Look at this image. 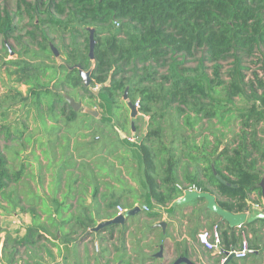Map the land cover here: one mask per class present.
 <instances>
[{
    "label": "trees",
    "instance_id": "16d2710c",
    "mask_svg": "<svg viewBox=\"0 0 264 264\" xmlns=\"http://www.w3.org/2000/svg\"><path fill=\"white\" fill-rule=\"evenodd\" d=\"M22 5L24 13L30 12L31 23L33 11L39 10L46 16L44 19L40 17L39 23L42 24L66 28L68 21L82 24L74 30L78 36H85L84 44L79 43L80 48H74L67 60L71 65L79 63L84 70H89L91 85H100L97 94L85 88L95 99H90L87 105H98L102 110L99 122L110 123L120 108L119 93H123L126 87L128 98L133 103L138 99L137 111L148 115L149 129L139 143H130L126 137L112 143L107 135H103L104 141L100 144L117 147L121 142L131 146L125 149L124 156H114L125 165L128 177L134 180L137 177L128 170L126 163V153H129L137 172H141L146 206H166L171 212V203L183 194L178 185L184 188L190 184L215 195L217 204L233 213L249 208L251 193L259 195L254 203L261 205L259 183L262 173L258 163L264 160V80L256 72H253V79H248L244 73L247 67L243 63L245 59L254 64L262 60L264 0H36L33 5L27 0H19L18 8ZM41 6L44 11L39 9ZM11 21L9 13L0 6V33L7 34L11 30ZM113 21H120L119 27L113 29ZM90 25L108 27L103 35H99L100 31L95 28L92 58L86 27ZM41 47L47 51V44ZM228 61L230 66L226 78H223V63ZM26 68L22 66L17 71L24 73ZM53 77L61 79V84L71 89L84 86L77 67L66 70L61 76L54 72ZM218 89L223 94L218 93ZM31 92L39 99L40 91L33 88ZM52 95L55 103L63 101L68 106L66 122L74 121L77 112L63 95ZM241 96L252 101L247 107L234 110L231 107L234 98ZM65 111L61 109L62 113ZM226 116L239 119V130L227 142L223 143L222 136L212 131L203 133L208 129L204 125L206 122L215 119L224 125ZM163 124L174 131L168 144L161 141L167 134ZM194 125L198 126L197 130ZM92 142L86 144L93 147L96 144ZM108 154L112 152L108 151ZM102 161L108 162L110 169L116 166L106 158ZM190 163L195 168L185 173ZM98 167L106 170L104 165ZM86 168H89L88 164ZM179 168H182L183 182L178 180ZM112 170L103 177L95 173L87 176L93 187V196L97 194L101 178H113L120 183L127 180L120 174L114 175ZM21 173L22 169L15 172L9 168L0 148V192L19 181ZM124 191L122 189L120 193ZM116 205L117 200H113L107 208L115 210ZM99 214L101 211L88 209L83 219H77L79 223L71 224L65 241H69V235H76V230L85 233L92 228L97 224L96 215ZM114 215L106 214L104 218ZM256 222L258 228L264 227V218L244 222L242 226L247 227V232L254 233L253 224ZM217 225L221 230L220 249L236 247L241 241L242 227L229 226L221 218ZM33 226L39 225L34 221L23 237L7 235L6 240L13 239L16 245H34L39 237H36L37 228ZM260 250H264L260 237L248 239L249 254ZM11 252L15 253L16 247ZM179 256H188V249L179 250L175 258ZM145 259L151 261L154 257L145 256L142 261Z\"/></svg>",
    "mask_w": 264,
    "mask_h": 264
},
{
    "label": "rangeland",
    "instance_id": "374dc122",
    "mask_svg": "<svg viewBox=\"0 0 264 264\" xmlns=\"http://www.w3.org/2000/svg\"><path fill=\"white\" fill-rule=\"evenodd\" d=\"M27 1L32 5L36 2V0ZM18 3L19 0H0V6L4 8L12 18L10 22L11 30H9L7 34L0 33V148L7 158L9 168L12 171L16 172L22 169L20 180L10 184L0 192V202L6 199L10 204H16L22 201V199H19L20 197L18 194V187L20 186L22 178L23 185L29 188L30 180H33L32 171L34 174L36 170L41 172L47 167V161H43L41 157L46 158V155L50 154L48 149L52 146V143L57 140L54 134L55 132H59L62 128L64 132H66L62 137H68V134L71 135L79 128L80 135H83L79 140L86 141V143L93 141L92 143L96 144L90 148L91 151L99 149L101 142L104 141L103 135H107L109 141H112V143L121 141L123 137H126L130 143H139L145 131L149 129L147 126L148 115H144L137 111L136 117L132 118L130 116V109L127 106V102L131 100L128 98V94L127 99H123V93H119L118 103L120 108L115 113V116L112 117L110 123L102 124L99 122L102 110L98 105H87L90 99L91 101L95 99L89 96V92H86L85 88L97 94L100 85H91L89 82L87 85H78L75 89H71L61 84V79L56 80V78L53 77L54 72L61 76L73 65L79 64L75 63L71 65L67 59L68 55L74 52V48L77 50L80 48L78 45L79 43L84 44L85 36H78L74 30L76 27H81L82 24L78 21H68L67 28L42 24L39 23V19H44L46 16L45 13L39 12V10L33 11V22L31 23L30 12L24 13V6L22 5L18 8ZM39 9L44 11L42 6ZM20 12L23 14L21 15ZM63 19L66 18L63 17ZM115 22L116 21L112 22L113 29L119 27L120 21ZM86 27L88 30L93 28L94 41L95 28L100 31L99 35H103L105 29L108 28L106 25H90ZM45 44L48 46L47 51L41 47V45ZM51 46L57 51V55H54ZM261 50L263 52L261 62L254 64L249 59L244 60L243 64L247 67L244 73L248 79H253V72H256L258 76L264 80V48ZM22 66L27 67L24 73L20 70L17 71ZM229 66L230 61L223 63V69L221 70V76L223 78H226V70ZM33 88L40 91L39 99L31 92ZM258 92H260V90H258ZM54 93H60L62 95L68 94L75 101L81 102L82 106L90 107L97 111L98 115H84L83 111L77 110L76 119L71 122H66L65 117L68 113V106L63 101H60L59 104L55 103L56 101H54V96L52 95ZM218 93L223 94L221 89H218ZM246 93L249 94V90H247ZM136 101H138V99ZM251 101L252 100L247 96L236 97L231 107L234 110L235 108H245ZM61 109H65V113H62ZM227 117L229 119L228 121ZM225 119L226 123L224 125L217 122L215 119L206 123L204 122V125L207 126L208 129L203 130V133L206 134L212 131L215 135L222 136L223 143L227 142L230 137L239 130V119L233 117L229 118V116H226ZM121 124H124V126ZM163 126L165 127L166 124H163ZM197 128L198 126L194 125V129L197 130ZM166 130L167 134L162 137L161 141L168 144L174 136L172 133L174 131L172 127H167ZM222 132L223 135L221 134ZM213 136L210 135V138H213ZM261 137H263V134H261ZM196 138L198 140L200 139L199 136ZM191 139L192 138H190L189 141ZM176 142L178 143L179 139L176 138ZM176 142L174 145H176ZM118 144L119 146L117 147L120 148V153H123L125 149L131 147L121 142L117 143V145ZM109 149L111 150V148H107V152ZM38 151L41 155L38 154ZM90 155H93V152ZM254 157L258 158V156ZM102 159L104 160V158ZM87 164L89 168L97 166V163H94V158L89 159L86 164L81 166L86 167ZM101 165L106 167V170H104L105 173L113 169L112 173L114 175L120 174L124 179H126V176L128 177V175H126L127 170L125 165H121L118 160L116 161V166L112 169L107 167L108 162L104 163V161H102ZM194 168L195 166L192 163L188 164L185 173H187V171L192 172ZM258 168L262 173L261 176L264 177V160L258 163ZM131 169L137 177L133 180L135 186L132 190H129V193L124 194L126 197H128L127 194H133L132 196L137 198L138 201L121 197L123 196L121 193L118 198L113 200H117L118 205H121L126 210L134 206L149 208L143 201V193L145 190L141 186V172H137L135 166ZM177 173L178 180L183 182L182 168H179ZM70 176L71 174L68 175V177ZM121 191L122 188H120V192ZM257 197H259V195L255 193H251L249 196L250 200H248V204L250 212L254 210L256 212L262 211L264 207L262 196L260 198L261 205H256V203H254ZM186 205H190L191 209L190 211L184 212V207ZM253 205H256L258 208ZM171 207L173 208L171 212L165 211H167L168 218L173 221H170V225L165 227L164 230L152 228L155 223L164 221L158 220L160 215H156V218L152 220L144 218L143 215L135 214L133 216H128L123 225L108 226L102 231L98 230L92 232L89 237L90 239L88 238L89 240H87L88 243L86 242L85 244V253L83 252L82 255L78 253L76 245L86 232L81 233V231L76 230L78 233L76 236H73L72 250L59 254L58 260L54 264H118L117 262H121L122 264H160L156 258L151 261H147V259L142 261V258L144 256L155 255L152 253L157 249L159 250V248L162 249L163 252L171 247V250L178 252L186 245L189 246L188 257L193 262L197 264L205 263L207 261L206 258L209 257L208 255L210 252H213V249L199 245L196 241V235L201 230L211 229L221 217L207 210L208 208L206 209L205 201L196 203L191 200L175 205L171 203ZM158 209L159 208H155L153 211H157ZM13 210L14 208H7L0 203L1 215L9 216L12 214ZM94 210L98 212L101 211L104 215L112 214L113 212V209L107 207L102 209L95 208ZM149 213L151 212H148V215H150ZM96 217H101V214L96 215ZM256 219L261 218L258 217ZM99 221L101 220L96 222L98 223ZM185 221L187 222L186 224H184ZM258 225V222L253 224L254 233L251 231L247 232V227L242 226L241 238L245 236L248 240L257 236L261 238V242L264 244V227L258 228ZM8 227V224L1 225L4 233H8V230L6 231ZM219 231L221 230L219 229ZM7 235H10V233ZM112 235L114 236L113 242L101 244L102 241H107L113 237ZM3 236L4 235H2V237ZM167 237L171 240L178 239L177 248L167 245V243H169ZM187 238L188 240H186ZM4 239L0 238V241H3L2 248L5 250L4 252L1 251V253L3 252V255H6L3 264L4 262L8 263L11 259L14 261L12 262H16V264H19V262L21 264H46L47 260H49L47 254L43 255L44 251L41 247H38L37 241L34 242V245L24 247V245H16V241L10 239L9 241L6 240V243L9 245L6 246L4 245ZM95 245H97V248ZM13 247H16V252L12 254L11 251ZM236 247H239V243ZM101 249L104 250L101 251ZM112 252H115V254L113 258L110 259L107 255ZM65 256L66 259L64 258ZM171 259L173 260V257L170 258V260ZM260 259L261 261L259 263H264V257ZM47 264H49V262ZM253 264H257V262Z\"/></svg>",
    "mask_w": 264,
    "mask_h": 264
},
{
    "label": "crops",
    "instance_id": "0c3cea01",
    "mask_svg": "<svg viewBox=\"0 0 264 264\" xmlns=\"http://www.w3.org/2000/svg\"><path fill=\"white\" fill-rule=\"evenodd\" d=\"M78 129L71 135L68 134V137H62V135L66 133L64 132L63 128L59 132H55L54 135L57 140L52 143V146L48 149L50 154L46 155V158L41 157L43 161H47V167H45L41 172L36 170L34 174L32 171L33 180H30L29 188L23 185V178L20 181L18 194L20 197L19 199H22V201L16 204H10V202L5 199L4 201L0 202L7 208H14L12 214L9 216L1 215L2 213L0 214L1 225H9L6 231L8 230L10 235L12 233L13 238L23 237L26 234L27 228L33 225L34 221L38 223V227L33 226L37 228V233L35 234L37 235L36 237H39V239L36 240V243L38 244V247H41L44 251L43 255H48L49 260H47V263L49 262V264H54L58 260L59 254H63L69 250H72V239L73 236H76L77 234H73L71 236L69 235L70 238L68 242L65 241V235L69 233L71 224L76 222L79 223L77 219L84 218V215L88 213V209L107 207L110 201H113V199H116L120 196V188L125 189L122 194L123 196L121 197L138 201L137 198L132 196L133 194H127L128 197H126L124 194L129 193V190H132L135 186L133 180L126 176L128 174L125 175L127 180L123 183H120L113 178H101L99 180L100 186L98 188L97 194L95 196L92 195L93 187L91 181L87 179V176L89 174L95 173L97 176L100 174V177H103L105 172L101 167H98V165L101 166L102 158H106L107 161L116 164L118 159H116L114 155L124 156L125 153H120L119 147L110 146H100L96 151H91L90 148L92 146H88L86 141L79 140L83 135H80L81 133ZM107 148H111L109 151L112 152V154H108ZM92 152L93 155H90ZM38 154L41 155L39 151ZM126 156L128 170L132 171L131 168H133L135 164L131 160L129 153H126ZM91 158H94V163H97V166L93 168L81 166L86 164V162H88V160ZM98 160H101V162ZM69 174H71V178L68 177ZM256 205L253 206L255 207ZM149 208L150 211H145L141 208L140 213L137 215H143V217L148 220H152L153 218H156V215H160L158 220H164L166 222L165 227H168L170 225V221H173L172 219L168 218L167 211H165L166 206L153 204ZM155 208L159 209L157 211H153ZM190 209L191 206L186 205L184 207V212L190 211ZM254 211L250 212V208H248L244 222H249L258 217L262 218L264 216L263 210L258 212ZM148 212H151L149 213L150 215H148ZM112 213H115V210H113ZM92 214H94V212H92ZM104 216L105 215L102 212L101 217H98L97 221L104 220ZM219 221L220 219L217 220L216 223H219ZM186 223L187 222L185 221L184 224ZM152 228H160L162 230V228L158 226H152ZM8 233H4L3 229L0 232V238H5L4 245L6 246H9L6 243V237ZM2 235L4 236L2 237ZM88 238L82 241L80 240V242L76 245L77 251L80 255H82L83 252L85 253V244L86 242L88 243L87 240L90 239ZM167 240L169 241L167 245L177 248V238L171 240L169 237H167ZM186 240H188V238ZM113 241L114 237H111L107 241H102L101 244L103 245V243H111ZM196 241L199 245H202L199 242L197 235ZM2 246L3 241H0V264H3V261L6 257L5 254L3 255L5 250H3ZM27 246L31 245H24V247ZM185 247L189 251V246L186 245ZM170 248L169 251H163L162 258H159L158 262L169 264V262L172 260H170V258L173 257L174 259L176 257L177 251L174 252ZM219 249L220 244L216 249H213V252H210L208 255L209 257L206 258V264H220V262L223 260V255L218 252ZM103 250L104 249H101V251ZM1 251L3 252L1 253ZM154 252L152 254H154ZM114 254L115 252H112L108 254L107 257L111 259L113 258ZM261 257H264V250L256 251L253 254H248V256L241 259L234 258L228 264H253L254 262H257L258 264L261 261ZM64 258L66 259V256ZM12 261L13 260L11 259L8 263L4 262V264H16V262L13 263L14 261ZM19 264L21 263L19 262Z\"/></svg>",
    "mask_w": 264,
    "mask_h": 264
},
{
    "label": "water",
    "instance_id": "95a60500",
    "mask_svg": "<svg viewBox=\"0 0 264 264\" xmlns=\"http://www.w3.org/2000/svg\"><path fill=\"white\" fill-rule=\"evenodd\" d=\"M88 36H89V56H90V58H92L93 57V48H94V43H95L94 38H93V28L89 29V35ZM51 49L53 50L54 55L58 54L57 51L52 46H51ZM73 67L78 68L79 75L81 76V78L83 80V84L84 85L89 84V82L91 80V78L89 76V70L85 71L81 67L80 64L73 65L71 68H73ZM63 97H64L65 101L69 104V106L74 111L81 110L84 113L91 114L93 116L98 115L97 111H95L94 109H92L90 107L82 106L81 102L75 101L70 95L64 94ZM123 99H127V87L123 92ZM127 106L130 109V116L132 118L136 117L138 112H137V109H136L134 103L132 101H128ZM217 177L219 178V176H217ZM221 181H223V180L221 179ZM259 185H260L261 194H262V197L264 200V177H262ZM198 198H203L206 202V207L211 212L220 216L221 219H223L229 226L235 227L239 224L244 223V221L246 219V212H247L248 208H246L245 211L241 212V213H233V212L227 211L217 204L215 195H213L210 192H205V191H195V190L185 191L182 194V196H180L179 198H177L176 200H174L172 202V205L181 204V203L191 201V200H195ZM140 211H141V208L139 206H134L131 209H127L124 214L114 215L113 217H111L109 219L99 221L94 227H92L91 229L86 231V234H84V236H82L81 241L85 240L87 237H89V235L92 232H96L102 228H106L108 226H113V225L124 224L126 221V218L128 216H133L135 214H138V213H140ZM153 226L161 227L162 230H164L165 226H166V222L160 221L158 223H155ZM218 252L221 255H223V260L220 262V264H228L232 259H234V253L233 252H229L228 250H223V249H219ZM162 255H163L162 249L159 248L157 253H155L154 258H161ZM160 264H163V263H160ZM170 264H197V263L193 262L188 256H179V257L175 258ZM200 264H205V263H200Z\"/></svg>",
    "mask_w": 264,
    "mask_h": 264
},
{
    "label": "built area",
    "instance_id": "2783aa9c",
    "mask_svg": "<svg viewBox=\"0 0 264 264\" xmlns=\"http://www.w3.org/2000/svg\"><path fill=\"white\" fill-rule=\"evenodd\" d=\"M136 109L138 108V101L134 103ZM180 189H182V193L185 191H200V189L197 188L194 184L187 185L186 187H182V185H178ZM143 210L147 211L149 208L147 207H141ZM126 209H124L121 205H116L115 208V215L118 214H124ZM237 228H241L242 224H239L236 226ZM197 238L199 242L206 246L207 248L216 249L218 245L220 244V231L218 228V225L215 223L211 229H204L201 230L197 234ZM229 252L234 253V258L241 259L247 256L248 254V240L245 236L241 238V241L239 242V247H234L228 250Z\"/></svg>",
    "mask_w": 264,
    "mask_h": 264
},
{
    "label": "flooded vegetation",
    "instance_id": "af4514ba",
    "mask_svg": "<svg viewBox=\"0 0 264 264\" xmlns=\"http://www.w3.org/2000/svg\"><path fill=\"white\" fill-rule=\"evenodd\" d=\"M121 225H123V224H121ZM113 226H115V225H113ZM90 235H91V234H90ZM90 235H89V236H90ZM112 236H113V235H112ZM113 237H114V236H113ZM87 238H88V237H87ZM87 238H86V239H87ZM95 247L97 248V245H95ZM157 251H158V250H157ZM156 253H157V252H156ZM154 254H155V253H154ZM144 257H145V256H144ZM153 257H154V255H153ZM156 259H159V258H156ZM117 263H118V264H122L121 262H117ZM141 263H142V262H141ZM143 264H144V263H143Z\"/></svg>",
    "mask_w": 264,
    "mask_h": 264
}]
</instances>
